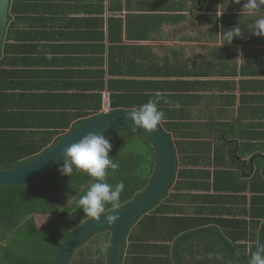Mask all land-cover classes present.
<instances>
[{"label": "crops", "instance_id": "obj_1", "mask_svg": "<svg viewBox=\"0 0 264 264\" xmlns=\"http://www.w3.org/2000/svg\"><path fill=\"white\" fill-rule=\"evenodd\" d=\"M178 1L179 9L172 2L168 8L166 0H31L43 12L17 21L18 32H24L17 37L23 38L4 42L3 48L12 47L5 63L7 88L0 92L9 97L0 99V107L8 108L6 122L16 117L22 119L19 124H30L26 132L68 133L79 121L73 115L94 110L100 99L99 114L113 110L114 98L118 110L131 109L121 104L126 92L180 96L168 100V107L161 101L174 115L171 123L167 120L170 128L161 124L177 150L176 177L180 170L190 171L187 177L194 179L185 192L202 195V200L170 203L183 211L137 223L127 235L121 264H179L176 242L200 230L214 234L185 239L178 248L180 264H238L235 258L248 264L264 225L256 216L264 210V193L252 187L254 181L257 187L264 182V37L246 29L264 10L241 12L244 3L239 9L235 0H208L199 18L188 9L194 1L173 0ZM190 12L191 18L186 16ZM188 21L196 24L191 27L196 32L207 25L208 33L187 36L181 25ZM234 26L242 36L225 43L221 32ZM168 67L179 70L176 77H167ZM177 80L185 90L175 92L167 85ZM219 171L227 176H217ZM207 183L213 185L209 190L203 188ZM217 183L243 189L219 191ZM174 217L192 218L195 225L203 219L207 225L184 231L188 223L172 221L177 237L171 240L167 230ZM110 240L95 247L88 259L108 264Z\"/></svg>", "mask_w": 264, "mask_h": 264}, {"label": "trees", "instance_id": "obj_2", "mask_svg": "<svg viewBox=\"0 0 264 264\" xmlns=\"http://www.w3.org/2000/svg\"><path fill=\"white\" fill-rule=\"evenodd\" d=\"M30 1L31 0H11V12L8 17L6 41L23 38L17 37L18 33H24L18 32L17 21L29 19L28 16L32 12H43L34 9V5L29 4ZM169 1L170 0H166L168 8H170L168 4L171 2L174 9H178L175 4H178V7L181 5L179 1L175 3ZM241 3H245V1L240 0V3H238L239 9ZM14 17L16 18L15 21H13ZM213 30L214 32H218L216 26ZM11 47L12 45L7 44L0 52V90L3 89V87L7 88L5 80L9 72L5 69V63L7 62L8 54H11ZM170 68L172 67H168L167 77H176L177 71L179 70L174 71ZM150 74L153 76V72ZM151 84L155 85L154 83ZM184 84L185 83L180 80L170 83L167 82L168 86H173L172 89H175L173 90L175 92H178L177 90H185ZM166 89L168 90L169 87H166ZM121 96L120 99H123L121 104H124L125 108H131L133 110L134 108L137 109L139 105L147 102L149 99L154 98L155 95L152 91L149 94L126 92V94ZM8 97L9 96L6 94L0 92V99L3 98L6 100ZM178 97L179 98L174 94L166 96L169 101L180 99V96ZM114 99L115 102L112 101L111 103L112 109L118 110L120 106L117 102L118 98ZM161 104H163V102H161ZM161 104L159 107L166 114V119L163 120L162 123L167 129L170 128L169 124H167V120H169V122L173 121L174 115L168 114L170 110H166L165 108L168 107L166 106L168 103H164L165 107L163 108ZM7 109L5 104L0 107V167L16 166L28 161L56 145L67 134L55 130L41 133L26 132L25 130L31 128V125L28 123L27 125L19 124L22 122L21 118L16 119V117H13L10 122L5 121V116L9 115L6 112ZM100 110H102L101 99L99 105L94 110L73 115L72 119L75 120L78 118L79 121L72 126L70 131L74 130L88 119L98 115ZM71 121L72 120H69L62 125L64 130L69 128ZM178 126H181V124ZM108 137L112 144V150L109 155L112 158H116L120 163V168L117 172L109 173L108 182L114 184L122 180L125 183V189L120 196L119 202L115 206L108 205L103 215L119 210L135 200L148 187L155 175L158 163V153L155 146L140 132L128 129L116 132ZM178 145L182 147L180 142H178ZM262 164L263 162L261 163V168L264 170ZM189 173L190 171L180 170L178 178L176 177L174 179L170 190L150 211L154 218H150L148 216L149 214H145L137 220L131 228L137 223H141L143 220L155 221L157 215L166 214V211L172 213H175L177 210L183 211L182 207H171L170 203L190 202L191 199L194 201L196 198L202 200V195H191L185 192L189 190L188 185L192 182L191 179L193 178L191 177V179H189V177H187ZM216 175L226 174L219 171L216 172ZM258 175L261 176L259 173ZM208 177L210 179L211 174H208ZM216 178L217 177H215V180ZM92 179L93 178L83 172L75 171L70 177L64 176L57 168L45 177L29 185L20 187L0 185V264H54L58 252L66 239L79 226L95 219L84 214L77 204L79 196L83 195ZM192 187H195L196 190H200L199 186L192 185ZM210 187H213V185H208L207 183L203 188L209 190L211 189ZM252 187L258 188L260 191L258 193H264L263 181L260 187L255 185V181L254 183L252 182ZM214 188L219 191L223 189L227 191L243 189L242 187L219 186L218 183L216 185L214 184ZM171 190L175 192L170 193ZM167 202L169 205H163ZM41 214L49 217V221L42 226L38 222V217H36ZM256 216L257 218L264 219V210L261 213H257ZM192 220L193 219L189 217H174L170 220V223L168 220L170 230L167 231L170 234L172 233L170 239L173 240L177 237V233L172 231L177 227V224L188 223L182 227L184 231H190L196 227H206L207 225L206 221H203V219L200 221L201 223H197L196 225L192 223ZM254 223L256 227L253 231L257 233L260 222L257 220L254 221ZM248 228L247 226L246 229ZM109 233L108 231L99 233L86 241L74 253L69 264H94L92 260L88 259L89 254L92 253V250H95V247H102V244L109 240L111 236ZM161 239L167 238L162 236ZM125 245L126 242L124 247Z\"/></svg>", "mask_w": 264, "mask_h": 264}, {"label": "water", "instance_id": "obj_3", "mask_svg": "<svg viewBox=\"0 0 264 264\" xmlns=\"http://www.w3.org/2000/svg\"><path fill=\"white\" fill-rule=\"evenodd\" d=\"M10 12L11 0H0V52L5 42ZM130 111L133 110L104 111L69 131L60 142L32 159L16 166L0 167V185L11 187L29 185L57 169L64 158L63 150L70 144L78 142L88 132L103 133L108 137L116 132L130 129L145 135L155 146L158 153V163L155 175L148 187L128 205L104 215L118 216L115 223H108L106 217H101L99 221L95 218L79 226L60 248L54 264H69L70 259L81 245L97 234L106 231L111 232L108 264H121L124 244L131 227L137 220L149 213L167 194L176 178L178 158L173 138L162 124L158 125L157 129L152 132L142 128L133 129L132 127L135 126L132 121L126 119L127 112ZM203 233L214 234L209 230H200L186 234L176 242L174 251L179 264L178 248L180 244L191 236ZM260 237L261 243H264V225ZM220 239L225 242V246L230 250L226 241L222 237ZM231 253L234 256L232 251ZM235 259L238 264H241L237 258Z\"/></svg>", "mask_w": 264, "mask_h": 264}, {"label": "clouds", "instance_id": "obj_4", "mask_svg": "<svg viewBox=\"0 0 264 264\" xmlns=\"http://www.w3.org/2000/svg\"><path fill=\"white\" fill-rule=\"evenodd\" d=\"M240 3V0H235ZM264 9V0H245L241 9L247 13H254ZM235 27V26H234ZM229 28L221 32L225 43H231L233 38L241 37L240 27H235V31ZM252 35L264 37V14L259 15L251 24ZM161 101L169 103L165 93L157 92L154 98L138 106L137 109L127 112L126 119L132 121L135 127L142 128L150 132L155 131L157 126L166 119L165 112L159 107ZM179 107V102H176ZM112 150L110 138L105 134L88 132L78 142L72 143L63 150L62 163L58 165V170L64 176L70 177L74 171L83 172L93 178L89 182L88 188L83 195H80L77 204L84 214H87L98 221L101 217H106L108 223H115L118 216H104L108 205L115 206L125 189L124 181L109 183V173H115L120 168V163L109 154ZM199 258V257H197ZM248 264H264V243L258 242L256 249L252 252Z\"/></svg>", "mask_w": 264, "mask_h": 264}, {"label": "rangeland", "instance_id": "obj_5", "mask_svg": "<svg viewBox=\"0 0 264 264\" xmlns=\"http://www.w3.org/2000/svg\"><path fill=\"white\" fill-rule=\"evenodd\" d=\"M171 1H173V0H170V2ZM183 1H185V0H183ZM188 1H190L191 3H193V1L194 0H188ZM161 3H162V1H160ZM162 5H164L163 3H162ZM175 6L179 9V7H178V4H175ZM197 6L195 5V4H191V5H189V10L191 9V10H194V14H196L197 16H199V18H201V16H200V13H202V11H199V13H196L197 11ZM189 10H188V12H189ZM192 15L193 14H191V12L190 13H188L186 16L187 17H192ZM191 22V21H190ZM189 21L188 22H186V23H184L183 25H181V27H182V29L183 30H181V32L182 33H186V35L187 36H194V34H195V36L197 37V36H201V32H205V33H208V31L207 30H209V28H208V26L207 25H205V24H201V25H199V27H200V31L199 32H196V29H195V25L196 24H194V25H192V26H195L194 28H192L191 29V27L192 26H190V24H192L193 23V21L190 23ZM178 27H176V28H172L173 30H176ZM173 32V31H172ZM172 35V33H169V35ZM252 36H255V35H252ZM202 39V38H201ZM36 217H38V222H39V224L42 226V225H45L48 221H49V217L47 216V215H37ZM40 226V227H41Z\"/></svg>", "mask_w": 264, "mask_h": 264}, {"label": "flooded vegetation", "instance_id": "obj_6", "mask_svg": "<svg viewBox=\"0 0 264 264\" xmlns=\"http://www.w3.org/2000/svg\"><path fill=\"white\" fill-rule=\"evenodd\" d=\"M208 0H194V4L198 7V11H203L204 9H207L206 3Z\"/></svg>", "mask_w": 264, "mask_h": 264}, {"label": "built area", "instance_id": "obj_7", "mask_svg": "<svg viewBox=\"0 0 264 264\" xmlns=\"http://www.w3.org/2000/svg\"><path fill=\"white\" fill-rule=\"evenodd\" d=\"M104 97H105V95H104Z\"/></svg>", "mask_w": 264, "mask_h": 264}]
</instances>
